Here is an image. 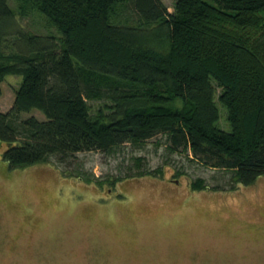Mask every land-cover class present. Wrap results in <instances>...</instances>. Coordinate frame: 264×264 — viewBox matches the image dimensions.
I'll return each mask as SVG.
<instances>
[{"label":"trees","instance_id":"1","mask_svg":"<svg viewBox=\"0 0 264 264\" xmlns=\"http://www.w3.org/2000/svg\"><path fill=\"white\" fill-rule=\"evenodd\" d=\"M31 14L58 34L25 31ZM8 74L22 77L0 111L12 169L168 132L229 169V190L264 176V0H174L172 12L160 0H0V83ZM32 108L44 120L21 116Z\"/></svg>","mask_w":264,"mask_h":264},{"label":"rangeland","instance_id":"2","mask_svg":"<svg viewBox=\"0 0 264 264\" xmlns=\"http://www.w3.org/2000/svg\"><path fill=\"white\" fill-rule=\"evenodd\" d=\"M173 1L160 0L168 12ZM132 13L128 4L121 17ZM18 21L27 32L58 34L40 14ZM21 80L4 76L0 111ZM88 103L95 110L104 102ZM218 108L217 124L229 130ZM33 115L45 118L35 108L21 113ZM162 176L182 183L168 186ZM230 177L173 146L168 132L24 168L0 158V264H264V176L235 190ZM195 180L207 188L188 189Z\"/></svg>","mask_w":264,"mask_h":264},{"label":"flooded vegetation","instance_id":"3","mask_svg":"<svg viewBox=\"0 0 264 264\" xmlns=\"http://www.w3.org/2000/svg\"><path fill=\"white\" fill-rule=\"evenodd\" d=\"M65 175H69V174H67V173H64ZM157 177V176H156ZM163 177V176H162ZM160 177L161 178V180L163 179V182L165 183V184H167L168 186L171 184V185H178V184H180V183H182V182H180L181 181V179L182 178H175L174 176H167V177ZM155 178V177H154ZM80 179V178H79ZM115 185H117V183L115 182L114 183ZM192 184V183H191ZM190 184V185H191ZM189 185V188L188 189H190L191 190V186ZM110 186H108V185H105V184H103V187L102 188H109ZM207 188V187H206ZM110 192H112V189L110 188V189H108ZM193 190V189H192ZM191 190V191H192ZM96 192H98L99 191V189H96L95 190Z\"/></svg>","mask_w":264,"mask_h":264}]
</instances>
